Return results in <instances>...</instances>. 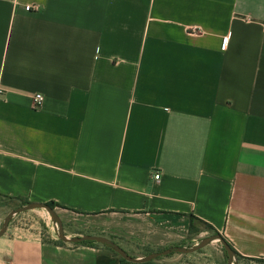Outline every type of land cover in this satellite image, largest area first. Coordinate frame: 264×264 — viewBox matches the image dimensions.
Returning <instances> with one entry per match:
<instances>
[{
  "label": "crops",
  "instance_id": "obj_1",
  "mask_svg": "<svg viewBox=\"0 0 264 264\" xmlns=\"http://www.w3.org/2000/svg\"><path fill=\"white\" fill-rule=\"evenodd\" d=\"M0 197L134 258L205 223L264 260V0H0ZM53 224L0 264H127Z\"/></svg>",
  "mask_w": 264,
  "mask_h": 264
},
{
  "label": "rangeland",
  "instance_id": "obj_2",
  "mask_svg": "<svg viewBox=\"0 0 264 264\" xmlns=\"http://www.w3.org/2000/svg\"><path fill=\"white\" fill-rule=\"evenodd\" d=\"M18 207H20V205L17 204L15 201L6 197H0V213H3L0 231L3 228L4 218L6 217V215ZM50 221L52 220L47 211L40 209L17 214L11 219V222H13L14 224H26L35 226L42 231L49 229ZM52 223L54 222L52 221ZM54 228L58 237V230L56 224L54 225ZM211 235H213V233L207 228V226H205V224L203 223H200L197 225V232H195L193 235L196 241L190 243L186 247H195L201 242L202 239ZM170 260L172 262H168ZM157 261L166 264H229L228 255L225 252L222 244L218 241H213L209 243L197 252L189 254L173 253L170 256L162 257ZM232 264H264V260H251L235 256L232 261Z\"/></svg>",
  "mask_w": 264,
  "mask_h": 264
},
{
  "label": "water",
  "instance_id": "obj_3",
  "mask_svg": "<svg viewBox=\"0 0 264 264\" xmlns=\"http://www.w3.org/2000/svg\"><path fill=\"white\" fill-rule=\"evenodd\" d=\"M35 209H45L48 214L51 217V220L56 224L57 230H58V238L60 241L65 243H83V242H97L102 243L105 245H109L113 248V250L123 259H125L129 263H135V264H147L152 261H156L162 257H167L173 253H179V254H189L193 252H197L204 248L206 245L213 241H218L222 244L225 252L228 255V263L232 264V261L235 257L234 251L232 250L231 246L227 243V241L220 235V234H213L209 237H206L201 240V242L196 245L195 247H175L166 249L159 252L151 253L150 255L144 257V258H134L129 256L121 247H119L116 243L113 241L104 238V237H97V236H82V237H74V238H68L64 231L63 223L58 216L57 212L55 211V208L50 207L47 203H28L24 206L18 207L14 210H12L4 219L3 228L0 231V237H2L8 230V227L11 223V219L13 216L24 213L27 211L35 210Z\"/></svg>",
  "mask_w": 264,
  "mask_h": 264
},
{
  "label": "trees",
  "instance_id": "obj_4",
  "mask_svg": "<svg viewBox=\"0 0 264 264\" xmlns=\"http://www.w3.org/2000/svg\"><path fill=\"white\" fill-rule=\"evenodd\" d=\"M29 202L28 201H24V200H22L21 199V205L22 206H24V205H26V204H28ZM50 207H52V208H56L57 206H59V205H57L55 202H49V203H47ZM203 224H205V223H203ZM205 226H207V228L213 233V234H219L218 233V231L217 230H215L212 226H210V225H207V224H205ZM195 232H197V227L196 226H194V223H192V225H191V233H195ZM226 240V239H225ZM59 243H61V244H64V242H62V241H60L59 240ZM86 243H88V244H92L93 242H86ZM228 243V242H227ZM229 244V243H228ZM230 245V244H229ZM109 248H111V250L112 251H114L113 250V248L111 247V246H109V245H107ZM231 246V245H230ZM173 248H175V247H173ZM231 248H232V250L234 251V249H233V247L231 246ZM115 252V251H114ZM115 254H117L116 252H115ZM148 254H150V252L148 253ZM234 254H235V256H239L235 251H234ZM118 255V254H117ZM120 260H121V262H123V263H127V264H135V263H129V262H127L125 259H123V258H121L120 257ZM157 261V260H156ZM156 261H152V262H150V263H147V264H158Z\"/></svg>",
  "mask_w": 264,
  "mask_h": 264
},
{
  "label": "built area",
  "instance_id": "obj_5",
  "mask_svg": "<svg viewBox=\"0 0 264 264\" xmlns=\"http://www.w3.org/2000/svg\"><path fill=\"white\" fill-rule=\"evenodd\" d=\"M33 8H35V10H38L39 7H37V6L36 7H32V6H26L25 7V9L27 11H31V10H33ZM226 44H227V41L225 42V45ZM43 100H44L43 95H41V94L35 95V97H34V108L35 109L39 108L42 105ZM160 177H161V173L160 172H156L154 174V180L155 181H158L160 179Z\"/></svg>",
  "mask_w": 264,
  "mask_h": 264
}]
</instances>
